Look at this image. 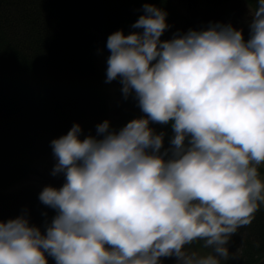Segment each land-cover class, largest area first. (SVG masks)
I'll list each match as a JSON object with an SVG mask.
<instances>
[{"label": "clouds", "instance_id": "clouds-1", "mask_svg": "<svg viewBox=\"0 0 264 264\" xmlns=\"http://www.w3.org/2000/svg\"><path fill=\"white\" fill-rule=\"evenodd\" d=\"M106 43V83L145 114L118 131L105 120L81 139L75 124L51 141L57 160L42 204L46 230L27 212L0 220V264H221L228 244L264 204V0L250 8L249 39L232 24L161 37L167 12L153 4ZM150 123H171L165 133ZM163 149V151H162ZM45 215H47L45 213ZM203 241L212 252L187 246ZM258 246V245H257Z\"/></svg>", "mask_w": 264, "mask_h": 264}, {"label": "trees", "instance_id": "trees-1", "mask_svg": "<svg viewBox=\"0 0 264 264\" xmlns=\"http://www.w3.org/2000/svg\"><path fill=\"white\" fill-rule=\"evenodd\" d=\"M247 1L257 7V0ZM145 4L166 11L168 22L171 0H0V220L27 212L32 225L46 230V221L57 214L40 202L41 190L7 189L27 177L38 159L53 154L51 141L75 124L83 128L81 139L95 136L105 120L114 129L96 53L103 47L110 55L107 39L117 31H141L131 26ZM210 23L201 22L198 30ZM242 27L249 39V27ZM59 178L64 184V175ZM188 247L212 252L203 241ZM228 248L236 257L221 264H264V204ZM48 264H56L51 256Z\"/></svg>", "mask_w": 264, "mask_h": 264}, {"label": "rangeland", "instance_id": "rangeland-1", "mask_svg": "<svg viewBox=\"0 0 264 264\" xmlns=\"http://www.w3.org/2000/svg\"><path fill=\"white\" fill-rule=\"evenodd\" d=\"M250 8L255 10L247 0H223L222 2H218L217 0H171V14L167 22L170 27L165 31L161 39L170 40L173 38L174 33L178 31L183 34L189 29L198 30L200 23L206 21L232 24L233 26L241 24L242 26L248 27L249 21L251 20ZM242 26H235V28L243 30L245 40H247L246 36L248 32H246ZM207 28L208 27L203 24V29ZM96 56V60L100 66L99 68L106 76L107 58L109 54L103 47H100L97 50ZM121 87L122 85L119 80L106 83L111 119L114 123V129L117 131L131 120L145 116L138 107L134 97H129L127 100L124 99ZM150 127L153 128L156 133L163 132L166 134L164 137V145L174 136L171 123L167 125L150 123ZM56 163L57 160L53 154L43 156L35 162L27 177L19 180L7 190L12 191L21 188H33L42 191L49 185L57 189L60 188L63 182L59 178V175L55 177L51 175ZM259 171L261 177L264 178V165L259 166ZM187 251H196L202 256L205 254L202 251L200 252L188 246ZM169 263L177 264L176 258L171 257Z\"/></svg>", "mask_w": 264, "mask_h": 264}, {"label": "flooded vegetation", "instance_id": "flooded-vegetation-1", "mask_svg": "<svg viewBox=\"0 0 264 264\" xmlns=\"http://www.w3.org/2000/svg\"><path fill=\"white\" fill-rule=\"evenodd\" d=\"M211 1H213V0H211ZM218 2H222L223 0H217Z\"/></svg>", "mask_w": 264, "mask_h": 264}]
</instances>
